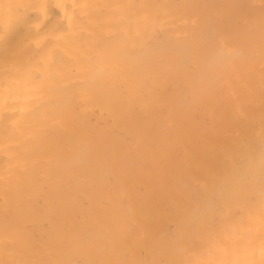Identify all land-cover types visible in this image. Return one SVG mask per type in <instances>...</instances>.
<instances>
[{"label": "snow or ice", "instance_id": "6c2138e0", "mask_svg": "<svg viewBox=\"0 0 264 264\" xmlns=\"http://www.w3.org/2000/svg\"><path fill=\"white\" fill-rule=\"evenodd\" d=\"M168 7L0 3V120L6 158L0 176V264H264V0L258 22L251 14L240 18V39L233 47L219 32L182 46L167 27L169 21L153 12ZM196 65L205 70L184 93L187 106L206 105L220 95L215 82L238 88L252 108L258 92L261 110L259 143L254 135L218 143V158L205 166L199 191L178 186L176 149L190 137L181 109L165 108L171 121L167 128L154 122L119 147L80 125V101L89 92L118 98L120 115L130 118L153 110L163 95L161 83L194 81ZM26 116L31 122L25 127ZM59 133L67 139L55 141ZM22 144L29 146L23 153L18 150ZM82 156L93 167L102 162L114 170L138 169L143 178L173 189L182 217L176 231L163 239L147 233L138 238L134 218L120 214L129 193L102 216L86 215L84 222L66 224L51 238L29 235L19 219L26 191L49 177L70 174Z\"/></svg>", "mask_w": 264, "mask_h": 264}, {"label": "bare ground", "instance_id": "6f19581e", "mask_svg": "<svg viewBox=\"0 0 264 264\" xmlns=\"http://www.w3.org/2000/svg\"><path fill=\"white\" fill-rule=\"evenodd\" d=\"M21 2V0H0V3ZM54 2V0H53ZM65 3H137L167 5L168 8L153 9L159 19L169 21L167 27L177 35L181 45L192 44L204 33L214 35L219 32L229 47L240 39L236 26L240 18L251 14L257 22L261 15L262 0H63ZM193 5H217L216 10L195 8ZM160 31L159 28L156 29ZM152 30H149L151 34ZM164 38L163 34L160 36ZM238 64V61H231ZM205 66L193 67L194 81H181L175 85L161 83V96L152 111H139L130 118L120 115V101L107 92L93 90L80 101V125L92 133L100 134L113 145L119 147L133 140L141 133L149 131L152 124L167 128L171 123L165 108H179L185 113V127L190 137L176 149V160L180 164L177 173L178 186L199 191L205 178L206 165L218 158V143L232 137L254 135L259 143L261 110L259 93L254 108L238 88L227 84L213 86L222 89L221 94L211 102L199 107H189L184 103V93L198 83L199 73ZM2 80V69H0ZM256 85L259 87V65L257 63ZM227 121V123H223ZM31 122L30 117L22 120V126ZM53 139H67V134H56ZM4 124L0 120V176L6 163L4 155ZM29 146L20 145L21 153ZM82 156L72 164L68 175L52 176L29 188L19 209V219L26 226L29 235L37 240L51 238L66 224L82 223L89 218L102 216L114 205L131 193L129 204L121 209L125 220L134 218L137 237L145 233L158 238H166L174 233L182 217L176 210L174 190L143 178L138 169L114 170L98 162L94 167ZM87 206V212L85 210ZM3 204L0 194V231L3 229ZM259 259V256H257Z\"/></svg>", "mask_w": 264, "mask_h": 264}]
</instances>
